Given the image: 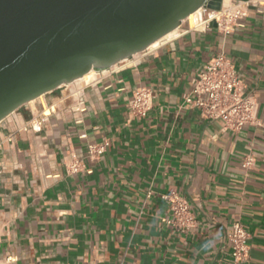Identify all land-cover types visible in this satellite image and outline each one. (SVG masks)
<instances>
[{"label": "crops", "instance_id": "1", "mask_svg": "<svg viewBox=\"0 0 264 264\" xmlns=\"http://www.w3.org/2000/svg\"><path fill=\"white\" fill-rule=\"evenodd\" d=\"M222 52L258 101L261 125L234 131L183 106ZM92 83L0 123V255L13 264H234L228 236L241 223L251 237L241 264H264V6L227 36L183 27L137 65ZM142 86L154 104L138 118L129 104ZM43 110L51 114L41 133L18 131ZM90 145L105 152L91 158ZM249 155L255 166L246 170ZM73 159L82 163L76 174ZM168 194L188 203L191 227L171 223Z\"/></svg>", "mask_w": 264, "mask_h": 264}, {"label": "water", "instance_id": "2", "mask_svg": "<svg viewBox=\"0 0 264 264\" xmlns=\"http://www.w3.org/2000/svg\"><path fill=\"white\" fill-rule=\"evenodd\" d=\"M223 2L0 0V123L93 70L146 51L192 14L220 11Z\"/></svg>", "mask_w": 264, "mask_h": 264}, {"label": "built area", "instance_id": "3", "mask_svg": "<svg viewBox=\"0 0 264 264\" xmlns=\"http://www.w3.org/2000/svg\"><path fill=\"white\" fill-rule=\"evenodd\" d=\"M252 6H264V0H250L248 2L235 0L231 1L228 6H225L223 2L220 11L206 10L203 16L196 21L194 27L187 28L200 31L216 29L225 36L230 35L234 32L239 22L248 17ZM150 52L147 49L112 69L137 65L141 58L147 56ZM73 84H76V82ZM73 84L63 86L59 90L67 89ZM92 84H77V87L70 93L72 95H81ZM153 104L154 92L149 87L142 86L134 91L129 106L135 117L145 118L152 111ZM183 106L198 108L201 110L203 117L211 120H221L227 129L234 131H240L248 125H261L257 116L258 101L244 92V87L234 64L223 52L212 58L205 65L203 71L194 79V87L189 94L185 95ZM50 114H47V110L34 114L29 122L18 127V131L41 133ZM8 141H12V135L8 136ZM104 152L105 147L102 145H90L88 147V154L91 158L100 156ZM81 166L82 163L74 159L68 164L69 171L73 174L78 173ZM254 166V157L250 155L245 157L243 168L251 170ZM163 199L171 207L173 213L171 223L178 227H191L194 220L190 216L191 212L188 203L177 194L165 195ZM228 238L232 248L234 264L245 262L249 257L250 251L249 241L251 237L249 233L241 223H234ZM14 262L12 257H2L0 255V264H13Z\"/></svg>", "mask_w": 264, "mask_h": 264}, {"label": "bare ground", "instance_id": "4", "mask_svg": "<svg viewBox=\"0 0 264 264\" xmlns=\"http://www.w3.org/2000/svg\"><path fill=\"white\" fill-rule=\"evenodd\" d=\"M225 4H230L231 0H225ZM226 5V6H228ZM202 15V11H198L195 14H192L187 21L185 22L183 27H188V28H192L194 27V25L196 24V21L200 18V16ZM180 30H176L173 33L169 34L168 36H166L165 38H163L162 40L154 43L152 46H150L149 51L155 50L158 47H160L163 43L173 39L174 37H177L179 35ZM171 42V41H170ZM103 73H107V71L103 72ZM99 76V73L97 71H91L89 74H87L83 79L78 80L76 83L79 85H89L92 82H94ZM69 88V87H68ZM72 88V87H71ZM37 101V100H36ZM35 103V101H32L29 103V105H32ZM28 105V104H27ZM48 113V112H47Z\"/></svg>", "mask_w": 264, "mask_h": 264}, {"label": "rangeland", "instance_id": "5", "mask_svg": "<svg viewBox=\"0 0 264 264\" xmlns=\"http://www.w3.org/2000/svg\"><path fill=\"white\" fill-rule=\"evenodd\" d=\"M65 90H66V89L64 88V89H61V90H59V91L61 92V91H65Z\"/></svg>", "mask_w": 264, "mask_h": 264}]
</instances>
